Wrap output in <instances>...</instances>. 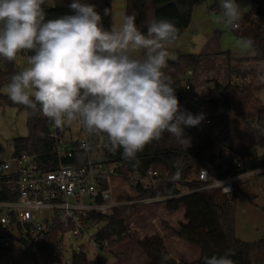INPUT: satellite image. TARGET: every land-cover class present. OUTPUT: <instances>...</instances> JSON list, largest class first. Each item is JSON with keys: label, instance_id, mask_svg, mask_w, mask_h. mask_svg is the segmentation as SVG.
I'll return each mask as SVG.
<instances>
[{"label": "clouds", "instance_id": "clouds-1", "mask_svg": "<svg viewBox=\"0 0 264 264\" xmlns=\"http://www.w3.org/2000/svg\"><path fill=\"white\" fill-rule=\"evenodd\" d=\"M45 0H0V58L15 62L28 52L27 66L7 84L9 99L39 112L63 129L74 122L88 134L106 137L109 151L122 149L134 161L164 133L188 148L185 128L204 114L181 109L170 75L169 47L179 29L168 19H152L141 32L125 15L106 29L88 0H70L69 14L46 19ZM218 22L234 30L248 10L237 0H220ZM109 9H104V15ZM251 49V39L242 40ZM264 81V75L258 76ZM232 253L204 258V264H234ZM171 259L163 255L162 260Z\"/></svg>", "mask_w": 264, "mask_h": 264}, {"label": "trees", "instance_id": "trees-1", "mask_svg": "<svg viewBox=\"0 0 264 264\" xmlns=\"http://www.w3.org/2000/svg\"><path fill=\"white\" fill-rule=\"evenodd\" d=\"M126 13L135 17L137 28L146 33L148 23L152 19H168L178 29V38L188 27L191 12L194 6L202 4L205 0H125ZM242 1V0H238ZM254 8L248 10L240 22L238 36L241 39L253 41L252 50L255 56L264 62V1L249 0ZM96 5L101 13L102 23L110 29L112 19L110 15L111 0H88ZM70 0H54V6L42 5L46 19L56 18L70 13L68 4ZM109 9V14L104 15V9ZM30 53H26L28 57ZM199 64L198 54H185L175 60L168 61L164 70L170 75L176 96L181 109L192 112L183 94L182 83L187 70H195ZM21 69L15 62L4 61L0 58V89L7 86L11 76ZM229 73L234 70L231 66ZM218 102L208 103L209 120H217L216 134L207 133L200 126L185 128V133L191 138L188 148L179 145L175 138L164 133L159 141H153L137 154L134 161L125 160L122 149L112 152L123 162L122 173H140L153 169L161 174L162 181L148 193L142 195L167 196L164 208L168 213L184 210L185 223L179 224L175 235L191 247L199 250L197 260L189 263H177L167 252L162 237L158 235L145 237L136 243L137 247L151 261L152 264H204L205 257L222 256L232 253L230 258L234 264H264V238L253 242H243L235 235V206L236 198L243 194L240 180L233 182L231 196L221 194L217 188H208L209 182L197 179V172L201 167H206L215 179L238 177L244 173L264 169V153L257 154L247 145L242 151H229L225 141L230 132L232 85L221 86L215 82ZM10 107L26 113L27 135L13 140V155L22 152L34 154L43 159L52 147L50 138L51 120L39 112L33 113L23 105L14 104L8 96L0 91V108ZM220 109V114L212 116L215 109ZM224 147V148H222ZM264 175V172L262 173ZM249 200L250 197L246 196ZM5 198V197H4ZM138 204L120 205L113 209L107 216L94 219L104 223L102 230L97 234L99 250L111 254V249L117 244L130 238L128 218L132 215ZM59 229L52 230L48 235L39 240L30 259L32 264H55L53 252L61 247L58 236ZM2 234L0 230V235ZM163 255L171 259L162 260ZM7 251L0 243V262H8ZM72 264H99L98 260H90L84 252L73 253ZM16 264V263H10Z\"/></svg>", "mask_w": 264, "mask_h": 264}, {"label": "built area", "instance_id": "built-area-1", "mask_svg": "<svg viewBox=\"0 0 264 264\" xmlns=\"http://www.w3.org/2000/svg\"><path fill=\"white\" fill-rule=\"evenodd\" d=\"M23 55L26 52L18 58ZM191 76L192 70H187L182 89L194 110L200 98L192 90ZM209 123L206 119L199 126L206 131ZM49 130L52 147L45 158L22 152L0 160V243L10 258L5 264L30 259L37 242L55 229H59L61 247L53 252L54 262L72 264V254L81 252L84 245L65 257L64 234L86 239L99 249L97 234L104 223L95 217L110 215L120 205L154 206L168 199L143 196L162 181L161 174L151 168L142 174L122 173L123 162L105 146L106 137L90 135L76 122L63 129L51 122ZM262 171L219 180L201 167L197 179L231 196L235 180H247ZM39 213L43 215L38 219Z\"/></svg>", "mask_w": 264, "mask_h": 264}, {"label": "rangeland", "instance_id": "rangeland-1", "mask_svg": "<svg viewBox=\"0 0 264 264\" xmlns=\"http://www.w3.org/2000/svg\"><path fill=\"white\" fill-rule=\"evenodd\" d=\"M205 0L203 3H206ZM213 5V12H211L212 19L217 23L215 26L214 34L220 43L221 49H228L231 53H237L241 56L247 55V50L242 44V40L236 30H233L230 26L223 22H218L217 18L221 12H218L220 7V0H211ZM264 1V0H263ZM217 2V3H216ZM242 6L248 7V10L252 9L253 3L249 0L238 1ZM202 3V4H203ZM218 4L219 7L216 6ZM201 5V4H200ZM247 10V11H248ZM126 13V4L122 0H112L110 15L113 25H119L122 17ZM176 48L183 47L179 45H173ZM171 48L170 53L173 55ZM183 53L198 54L201 49L195 46L194 42L189 43V47L183 50ZM226 51V50H224ZM18 67L20 69L27 66L26 58L20 57L17 60ZM264 63V62H263ZM206 67V65H205ZM232 69L234 70L233 76L236 81L231 84L232 90L230 95L231 103V123L230 132L227 140L225 141L226 148L229 151H242L247 148V145L252 143L253 150L257 154L264 153V81L258 79V76L264 75V65L248 63L246 59H237L233 63ZM206 70V69H205ZM209 70V66L207 71ZM217 73L219 80L226 75V68L219 65L217 67ZM221 77V78H220ZM215 80H212L213 86H215ZM210 83V82H209ZM7 86H2L0 91L2 94L7 95ZM214 88V87H213ZM262 96V100L260 97ZM216 97H200V102L194 107V115L204 114V118L209 115V105L207 103L210 99ZM220 112V109H215L211 113L212 116H216ZM215 126L218 125L217 120H212ZM214 126V127H215ZM211 125L206 128H211ZM26 127V113L24 111H18L15 108L4 107L0 108V160H7L13 153V140L22 138L27 135ZM263 173V171L261 172ZM260 173V175H262ZM164 208L161 206H139L136 211L128 218V229L130 238L121 244H117L111 249V254L101 252L97 247L88 243L86 239L72 238L70 234H64L62 241L64 245V256L68 257L75 251L81 244L84 245L83 252L90 260H98L99 264H144L141 250L137 247L136 243L140 239H144L149 236H164L165 239H169L170 235H175L170 225L176 227L177 224L172 222ZM43 213L38 214V219L41 218ZM96 229L93 230V233ZM169 236V237H168ZM176 237V236H175ZM182 242V241H181ZM187 248V253L184 258L186 261H192L196 254L194 250L196 247H191L185 242L179 243V246L175 247L176 253H183ZM140 251V253H139ZM146 257V256H145ZM184 262V263H188ZM2 264V263H0ZM16 264H32L30 259L20 258Z\"/></svg>", "mask_w": 264, "mask_h": 264}, {"label": "crops", "instance_id": "crops-1", "mask_svg": "<svg viewBox=\"0 0 264 264\" xmlns=\"http://www.w3.org/2000/svg\"><path fill=\"white\" fill-rule=\"evenodd\" d=\"M124 1L125 0H122V2ZM45 3L48 7L54 6V0H45ZM216 6L219 7L218 4H216ZM253 8L254 5L252 9ZM211 12H213V5L211 0H208L206 3H203L201 5L194 6L191 12V20L188 27L182 32L180 37L173 44L176 45V43H179V45L183 47L175 49V47L171 45L169 47V51H171V48L172 50H175L173 51V55H175L176 58L180 55L189 54L183 53V50L189 47L190 42H194L195 46H197L198 49H201V52L199 53V64L195 68V70H192V76L190 78L192 90L199 98L202 96H206L208 98L216 97L217 99L215 86H213L211 82L212 80H215L221 86L233 84L236 81V78L235 76H233V73H229L228 68L229 66L232 67L233 63H235L237 59L244 58L248 63L260 65H264V63L255 56L252 48L245 49H249L247 51V55L245 56H241L237 53H231V51H229L228 49H224L226 51L221 49L220 43L214 34L215 26L217 23L212 19ZM218 12H221L220 7L218 8ZM236 31L238 32V30ZM23 57H25L27 60V56L23 55ZM16 64L18 65L17 61ZM219 65L226 68V75H224L221 80H219V75L217 73V67ZM208 66L209 70L207 71ZM260 100L263 101L262 96L260 97ZM219 114L220 112H218L217 115ZM206 119H208V116L204 118L202 122H204ZM211 124L212 127L209 129L206 128V132L214 136L216 134V126L215 124H213L212 120H210V123L208 125ZM224 147H227L226 144ZM240 181L243 182V184L240 186V190L243 194L239 195L234 202L235 235L243 242H253L264 238V175L257 174L251 176L247 180L241 179ZM246 196L250 197L251 200H249ZM157 206H161V208H164V204H158ZM183 215V209H180L171 214H167V217H169V219L173 223L175 222L177 224L176 227L172 226V224L170 225L173 230H178L179 224L185 223ZM175 236L176 235L173 234L170 235V237L168 236V240L165 239L164 236H161L164 240L165 248L169 255L177 263L188 262L184 260L187 253V248L184 249L183 253L175 252V247L179 246V243H183L181 239ZM194 253L196 254L195 258L189 262H193L198 259L199 250H194ZM140 255L142 256L144 264H152L151 261L147 259L142 252L140 253ZM0 263L5 264L4 262Z\"/></svg>", "mask_w": 264, "mask_h": 264}, {"label": "water", "instance_id": "water-1", "mask_svg": "<svg viewBox=\"0 0 264 264\" xmlns=\"http://www.w3.org/2000/svg\"><path fill=\"white\" fill-rule=\"evenodd\" d=\"M26 53H28V52H26ZM217 102H218V99H216V98L215 99H210V100L207 101V103H215V104Z\"/></svg>", "mask_w": 264, "mask_h": 264}]
</instances>
